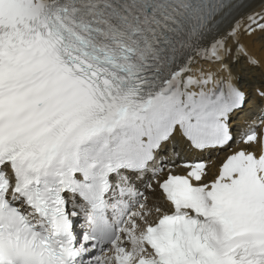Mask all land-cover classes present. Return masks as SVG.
Instances as JSON below:
<instances>
[{
    "label": "snow or ice",
    "instance_id": "6c2138e0",
    "mask_svg": "<svg viewBox=\"0 0 264 264\" xmlns=\"http://www.w3.org/2000/svg\"><path fill=\"white\" fill-rule=\"evenodd\" d=\"M0 264H264V0H0Z\"/></svg>",
    "mask_w": 264,
    "mask_h": 264
}]
</instances>
